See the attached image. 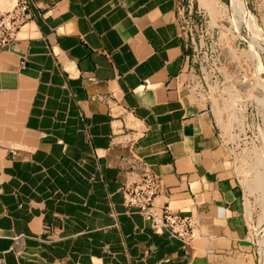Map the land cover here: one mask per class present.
<instances>
[{"label": "crops", "instance_id": "1", "mask_svg": "<svg viewBox=\"0 0 264 264\" xmlns=\"http://www.w3.org/2000/svg\"><path fill=\"white\" fill-rule=\"evenodd\" d=\"M182 1L34 0L0 54L1 264H256L230 153L180 88ZM133 157L156 207L198 218L190 246L127 213Z\"/></svg>", "mask_w": 264, "mask_h": 264}, {"label": "rangeland", "instance_id": "2", "mask_svg": "<svg viewBox=\"0 0 264 264\" xmlns=\"http://www.w3.org/2000/svg\"><path fill=\"white\" fill-rule=\"evenodd\" d=\"M180 9L192 46L180 88L213 114L252 255L264 264V0H183Z\"/></svg>", "mask_w": 264, "mask_h": 264}, {"label": "built area", "instance_id": "3", "mask_svg": "<svg viewBox=\"0 0 264 264\" xmlns=\"http://www.w3.org/2000/svg\"><path fill=\"white\" fill-rule=\"evenodd\" d=\"M33 2L34 0H11L9 9L0 10V54L14 43L18 32L30 19ZM122 169L126 174H135L133 179H125L122 189L127 213L130 214L131 210L137 212L148 222L153 232L167 233L188 246L198 227V218L195 215L181 216L167 207L158 208L154 205L162 188V180L140 159L131 158Z\"/></svg>", "mask_w": 264, "mask_h": 264}, {"label": "bare ground", "instance_id": "4", "mask_svg": "<svg viewBox=\"0 0 264 264\" xmlns=\"http://www.w3.org/2000/svg\"><path fill=\"white\" fill-rule=\"evenodd\" d=\"M184 83H185V82H184ZM243 83H244V82H243ZM218 110H219V109H218ZM124 133H125V132H124ZM261 175H262V178H263L262 181H263V186H264V174H261ZM256 176H257V175H256ZM259 177H260V176H259ZM260 178H261V177H260ZM262 178H261V179H262ZM257 179H258V178H257ZM259 182H261V181H259ZM261 184H262V183H260L259 186H261ZM258 188H260V187L257 186L256 190H258ZM263 188H264V187H263ZM263 188H262V189H263ZM260 191H261V189H260ZM261 192H262V191H261ZM263 193H264V191H263ZM263 195H264V194H263ZM195 232H196V231H195ZM195 238H196V233H194V238H193V240H194ZM193 240L190 242L189 246L191 245V243L193 242ZM0 264H1V262H0Z\"/></svg>", "mask_w": 264, "mask_h": 264}]
</instances>
